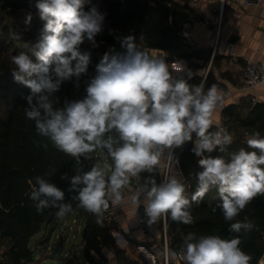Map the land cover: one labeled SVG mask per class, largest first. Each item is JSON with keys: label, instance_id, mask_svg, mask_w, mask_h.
Wrapping results in <instances>:
<instances>
[{"label": "clouds", "instance_id": "9594fccd", "mask_svg": "<svg viewBox=\"0 0 264 264\" xmlns=\"http://www.w3.org/2000/svg\"><path fill=\"white\" fill-rule=\"evenodd\" d=\"M36 5L45 23L31 45L32 55L25 51L11 55L13 76L30 88L24 113L34 121L36 132L78 165L70 177L71 200H65V190L48 178L56 172L52 165L51 171L29 180L37 210L52 208L54 216L62 218L82 207L102 224L110 203L127 200L143 207L141 219L148 225L164 214L190 224L192 202L216 189L224 218L233 221L229 233L189 231L179 252L165 245L162 254L180 255L184 264H252L241 233L258 225L248 214L233 218L264 194V134L256 130L246 138L247 147L220 154L233 142L232 132L219 125L217 116L227 91L216 82L207 86L203 79L195 82L196 70L183 61L170 64L165 56L138 44L131 33L121 38L123 50L104 52L86 82L85 94L66 97L61 104L56 93L62 84L75 77L79 86L81 74L88 72L91 51L80 45L87 38L95 46L106 13L93 0H36ZM31 18L29 13L26 22ZM256 83L264 85V79ZM188 141L201 166L193 173L196 183L191 192L176 175L163 171L158 179L154 174L179 161L174 149ZM43 147H48L46 141ZM97 149L105 158L94 155ZM82 157L89 159L90 168H85ZM137 177L140 182L127 191ZM256 264H264V254Z\"/></svg>", "mask_w": 264, "mask_h": 264}, {"label": "trees", "instance_id": "16d2710c", "mask_svg": "<svg viewBox=\"0 0 264 264\" xmlns=\"http://www.w3.org/2000/svg\"><path fill=\"white\" fill-rule=\"evenodd\" d=\"M93 2L106 13L103 29L96 35L95 46L87 38L80 45L82 50L91 51L89 69L88 72L81 74L79 86L74 83L75 77L62 84L56 93L61 104L66 97L75 98L85 94L86 82L95 74L96 63L105 51L123 50L121 38L124 35L134 34L137 43L142 47L163 49L165 54L161 55L165 56L170 63L201 54L181 33L183 26L195 17V9L188 4L175 7L165 0H93ZM29 7L38 9L36 0H0V26H2V18L10 16L17 19L21 10ZM26 32L29 36L34 35L33 30L28 29ZM17 36L21 40L26 38L20 33ZM12 47L11 29L8 26H2L0 28V204L4 207L0 208V240L6 237L11 244L1 254L0 264H40L36 261L31 239L42 230L43 225L49 222L55 209L37 210L35 201L29 195L31 190L29 180L32 179L34 182L37 174L51 171L49 166L52 165L56 172L48 178L65 190V200H69L74 191L69 190V184L75 158L56 148L47 137L37 133L34 121L25 115L24 106L27 101L24 96L30 88L14 79L11 55L19 52L13 51ZM25 52L29 53L28 50ZM33 59L36 57L33 56ZM195 66L197 64L194 63L191 68L195 70ZM202 78L196 73L193 80L198 82ZM213 82L223 86L222 81L209 73L205 84L207 86ZM221 109L220 124L224 125L228 131H234V136L233 142L227 146V151L220 154L228 155L240 147H247V134L251 135L256 130L264 134V102H254L250 98L245 99L241 104L227 101ZM236 127H239L241 131ZM45 141L48 144L47 148L43 147ZM192 146L193 142L188 141L174 149L179 157L178 162H180L189 192L195 188L196 180L193 173L201 167L197 163L198 157L191 151ZM82 159L85 158L82 157ZM64 173H67V176H64ZM146 174L148 173L141 175ZM154 174L159 179L161 172ZM219 200L216 189H211L200 202L193 201L191 211L194 222L190 224L175 221L167 215L171 244L181 246L183 236L189 231L227 235L230 231L229 225L233 221L224 218L218 204ZM245 214H248L258 225L241 233L242 246L252 253V264H256L260 256L264 254V194L255 196L233 220L243 219ZM114 224L105 213L102 224L97 223L95 213H88L83 236L84 250L89 263L140 264L117 243L111 232ZM52 231L49 229L46 235L43 234L42 243L39 244L47 247ZM106 247L114 250L113 257L104 253ZM53 264H76V262L72 256H68L65 261Z\"/></svg>", "mask_w": 264, "mask_h": 264}, {"label": "crops", "instance_id": "0c3cea01", "mask_svg": "<svg viewBox=\"0 0 264 264\" xmlns=\"http://www.w3.org/2000/svg\"><path fill=\"white\" fill-rule=\"evenodd\" d=\"M186 1V4L195 9V17L184 26L192 30L189 42L193 43L201 54H196L191 58L172 61L170 64L183 61L186 66L191 68L192 64L195 63L197 64L195 66L196 73L201 75L204 81L210 73L212 77L222 81L224 87H242L244 81L243 69L246 58H254L264 62V0L261 5L254 3L245 4L243 0H226L222 14L223 30L218 43H216L217 34L215 26L220 13L219 0H201L200 6L190 4L189 2L192 0ZM176 5V7H179L185 4L177 0ZM150 50L160 55L165 54V51L161 48H150ZM232 51L241 55L238 62L233 61ZM208 65L210 69L206 73V68L204 67ZM175 70L173 68V71ZM253 95H258L257 101L264 102V85L257 88L238 90L233 97L228 99V102L234 101L241 104L247 98L252 99ZM217 116L220 124L222 120V109L220 107L217 110ZM177 174L180 175L178 170ZM54 217L53 215L52 219ZM112 219L114 222L116 221L115 223L121 225L130 224L135 226L142 223L139 206L129 203L117 208ZM149 240V234L138 231V233L136 232L135 235L130 237L129 241L117 240V243L124 247L128 255L132 258L137 259L139 255L140 259H144V263L161 264L159 258L156 259L144 254V247L149 245ZM10 244L11 242L9 246ZM62 245L63 243H61V247ZM133 249L139 252L137 256L133 254ZM110 254L112 257L114 251H110Z\"/></svg>", "mask_w": 264, "mask_h": 264}, {"label": "rangeland", "instance_id": "374dc122", "mask_svg": "<svg viewBox=\"0 0 264 264\" xmlns=\"http://www.w3.org/2000/svg\"><path fill=\"white\" fill-rule=\"evenodd\" d=\"M29 13L32 14V18H31L32 21L26 22ZM44 23L45 21L42 20L39 15V10L37 8H32V7L21 10L19 18L17 19L10 16H6L5 18L1 19V25L5 27L6 26L10 27L11 32L13 34V47H12L13 51L20 52V51L28 50L30 55H32L31 45L34 44L35 41L39 38ZM2 26H0V28ZM28 29L33 30L34 35L29 36V34L26 32V30ZM19 33L20 35L25 36L26 38L24 40L19 39L17 36L19 35ZM14 67L15 65L12 62L11 69H13ZM236 128L239 131H241L239 127ZM233 133L234 131H232V134ZM247 136H249V134H247ZM97 153L101 156V158H105L102 150L97 149ZM175 162L178 163L181 168L180 162L178 161ZM83 163L86 169L91 167L86 162ZM77 166L78 165L75 160L73 170L71 171L72 175L75 174ZM177 176L179 178L181 177V175L179 174ZM181 179L184 180L183 175ZM72 202L74 205L76 204V201H72ZM107 217L113 220L112 218H110L109 215H107ZM87 219H88V213L82 211L81 207H76L74 208L73 212L62 218L54 217L51 221L49 220L50 223L48 222L47 224L43 225L42 230H40L37 234H35L31 239V246L34 248L36 261H38L40 264H53L59 261L62 262L65 261L67 259L65 257L68 255L73 257L76 264H90L85 254V250H84L85 242L83 236ZM45 226H47V228H45ZM49 229L53 230L51 235V240L49 242L50 246L48 244V246L45 247L43 244H39V243H42L41 238H43L44 235L48 233ZM59 241L63 242L61 252L57 249V244ZM9 243L10 241L8 240V238L6 239L2 238V240H0L1 254H3L5 250H7V248L9 247ZM132 252L135 256L139 254V252L136 251L135 249H133ZM59 255H61L62 258H59L58 257ZM137 260L140 262V264H148L146 262L144 263L143 262L144 259L143 258L140 259L139 255L137 256Z\"/></svg>", "mask_w": 264, "mask_h": 264}, {"label": "built area", "instance_id": "2783aa9c", "mask_svg": "<svg viewBox=\"0 0 264 264\" xmlns=\"http://www.w3.org/2000/svg\"><path fill=\"white\" fill-rule=\"evenodd\" d=\"M168 4H170L171 6H177L176 5V1L177 0H165ZM180 2L182 4H186V0H180ZM243 2L245 4H251L254 3L256 5H261L263 0H243ZM190 4H193L195 6H200L201 5V0H192L189 2ZM219 19L216 22V43H218L221 32L223 30V23H222V14L224 11V7L226 4V0H219ZM181 33L183 34L184 38L189 40L191 38L192 35V30L188 29L187 26H183ZM232 55V59L233 61H239L240 60V54L236 53L234 51L231 52ZM176 61V60H175ZM205 71L206 73H208L210 66L208 65ZM243 76H244V81H243V85L242 87H235V88H231V87H223L226 91H227V96L225 98V102L224 104L220 107H224L228 101V99H230L231 97L234 96L235 92H237L238 90H244L246 88H257L259 86H257V81L260 79H264V62L258 60V59H254V58H246L245 63H244V69H243ZM263 86V85H261ZM253 101H257L258 100V95H253L252 97ZM220 126H222L223 128L224 125L220 124ZM226 129V128H225ZM94 155H96L97 157H101L97 151L94 153ZM94 159V158H92ZM82 162H86L89 166H91V163L89 162L88 158L82 159ZM165 163H168L165 160ZM176 164V166H175ZM177 170L179 171L181 177L182 178V171L181 168L179 166L178 163H176L175 161L170 162L169 166L166 169L160 170L161 174L163 171L168 172L169 174H173V175H178L177 174ZM142 176V175H141ZM140 182V177L134 178L131 184V188H129L127 191H133L135 189V186L137 183ZM129 203L131 204L130 201H123L119 204H109V207L107 209H105L104 213L109 215L110 218H113L114 212L117 208H119L121 205ZM140 208V214L141 217L144 216L143 213V207L138 205ZM82 211L90 213V211H88L87 209L82 208ZM77 220V219H75ZM142 223L137 224L135 226L130 225V224H126V225H121L116 223L112 229L111 232L113 234V236L115 237L116 240H125V241H129L130 237H132L133 235L136 234V232L138 233V231L141 233H146L150 235V240H149V245H146V247H144V254L146 256H150L153 258H159L161 260L162 264H184V260L182 258V256L177 255L176 257H167L165 258V256L162 254V250L164 249L165 245H167L169 248H175L178 252L180 251V246H173L171 244L170 241V237H169V233H168V217L167 214L161 215L158 220L156 222H154L152 225H148L146 223V219H141ZM62 239V238H61ZM50 246V243H49ZM110 251H114L113 249L110 248H105L104 253L106 255H108L109 257H111ZM114 256V255H113ZM112 256V257H113ZM0 258H1V253H0ZM68 258V257H66Z\"/></svg>", "mask_w": 264, "mask_h": 264}, {"label": "water", "instance_id": "95a60500", "mask_svg": "<svg viewBox=\"0 0 264 264\" xmlns=\"http://www.w3.org/2000/svg\"><path fill=\"white\" fill-rule=\"evenodd\" d=\"M57 249L61 252V250H62V247H61V241L58 242V244H57ZM58 257H59V258H62L61 255H59Z\"/></svg>", "mask_w": 264, "mask_h": 264}]
</instances>
